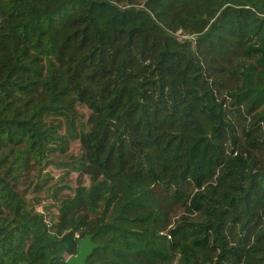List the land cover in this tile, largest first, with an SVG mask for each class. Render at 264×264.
I'll return each instance as SVG.
<instances>
[{"label":"trees","instance_id":"obj_1","mask_svg":"<svg viewBox=\"0 0 264 264\" xmlns=\"http://www.w3.org/2000/svg\"><path fill=\"white\" fill-rule=\"evenodd\" d=\"M87 233L88 264H264V0H0V264Z\"/></svg>","mask_w":264,"mask_h":264},{"label":"rangeland","instance_id":"obj_2","mask_svg":"<svg viewBox=\"0 0 264 264\" xmlns=\"http://www.w3.org/2000/svg\"><path fill=\"white\" fill-rule=\"evenodd\" d=\"M77 109L79 111V114L82 116V117H86L87 114H88V108L85 106V105H78L77 106ZM79 142L77 139L75 140H72L70 141V145H69V149L67 150V152L63 155H60V156H57L56 158L54 157L55 161H60V160H64V161H67L66 164H59L57 162H49L48 164L45 165V168L43 169L44 172H47L49 176L48 180L50 179V181L46 182L47 183V186L50 182H54V181H57V182H64L66 183L67 185H69V187H75L77 185V182L79 180V173L78 171H75L73 170L72 168H70L68 166V163L72 160V157L73 155L77 154L79 152ZM67 171V172H66ZM81 179V177H80ZM82 179H83V183H88V179L86 176H82ZM69 187H66L64 190H63V193H72L71 192V188ZM35 194L39 195V199L41 200L40 204H38V206H36V208L38 210H41L42 207L41 205L43 203H46L49 207V211L52 212V214H54L56 212V201L53 197H51L49 195L50 192V189L49 191L46 189V186L45 188H42L41 190H38V192H34ZM28 197L29 196H33V192L31 191V189H29L27 191V194H26ZM50 203V204H49ZM171 264H180L176 259L173 260L171 262Z\"/></svg>","mask_w":264,"mask_h":264},{"label":"water","instance_id":"obj_3","mask_svg":"<svg viewBox=\"0 0 264 264\" xmlns=\"http://www.w3.org/2000/svg\"><path fill=\"white\" fill-rule=\"evenodd\" d=\"M179 39H183V37L179 36ZM96 246L97 243L93 240V233L85 234V236L79 239L76 252L70 254L66 259V264H88L86 258ZM94 264H98V262Z\"/></svg>","mask_w":264,"mask_h":264}]
</instances>
